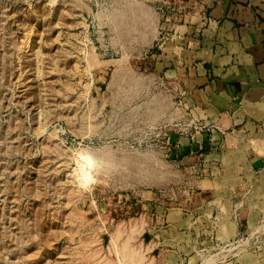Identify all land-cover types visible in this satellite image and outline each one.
Listing matches in <instances>:
<instances>
[{
  "label": "rangeland",
  "instance_id": "obj_1",
  "mask_svg": "<svg viewBox=\"0 0 264 264\" xmlns=\"http://www.w3.org/2000/svg\"><path fill=\"white\" fill-rule=\"evenodd\" d=\"M203 2L0 0V264H264V186L172 141L211 126L153 54Z\"/></svg>",
  "mask_w": 264,
  "mask_h": 264
},
{
  "label": "crops",
  "instance_id": "obj_2",
  "mask_svg": "<svg viewBox=\"0 0 264 264\" xmlns=\"http://www.w3.org/2000/svg\"><path fill=\"white\" fill-rule=\"evenodd\" d=\"M194 17L153 54L164 77L184 89V111L211 126L172 138L176 152L203 151V181L217 180L221 193L249 184L262 189L264 0H204Z\"/></svg>",
  "mask_w": 264,
  "mask_h": 264
},
{
  "label": "clouds",
  "instance_id": "obj_3",
  "mask_svg": "<svg viewBox=\"0 0 264 264\" xmlns=\"http://www.w3.org/2000/svg\"><path fill=\"white\" fill-rule=\"evenodd\" d=\"M87 190V189H86Z\"/></svg>",
  "mask_w": 264,
  "mask_h": 264
}]
</instances>
